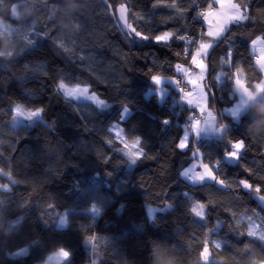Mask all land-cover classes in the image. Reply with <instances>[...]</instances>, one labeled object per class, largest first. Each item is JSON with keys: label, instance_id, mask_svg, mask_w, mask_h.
<instances>
[{"label": "trees", "instance_id": "trees-1", "mask_svg": "<svg viewBox=\"0 0 264 264\" xmlns=\"http://www.w3.org/2000/svg\"><path fill=\"white\" fill-rule=\"evenodd\" d=\"M155 2L107 0L108 4H129L133 12L143 15L144 19H138L130 14L129 22L147 34L167 27L177 35L187 32L197 37L201 20L196 12L203 0H176L189 10L166 24H161V17L173 16L175 10L154 8ZM260 4L264 0L259 4L253 0L254 11ZM76 6L74 23L79 28L73 27L66 9ZM108 11L105 0H0V167L10 168L16 181L42 182L32 192L30 185L13 182L0 173V184L10 185V189L0 187V264H36L60 246L71 252L61 264H87L88 260L92 264L94 260L97 264L264 261V239L239 231L257 222L264 234V211L255 203L254 192L239 188V198L232 199L235 193L214 181L191 183L179 173L191 161L194 144L206 162L219 160V166H213L224 178L237 183L246 177L253 184L264 185L258 175H249L241 166L246 164L255 173L264 174V124L256 123L264 115V100L254 101L238 120L224 112L236 101L232 68L221 62L230 47L233 63L248 65L246 75L239 74L244 84L250 86L249 90L256 85L257 73L250 66V35L246 34L254 25H233L229 35H235L219 40L208 58L212 67L203 80L204 87L214 93L210 103L215 128L224 124V133L190 138L189 147L180 150L175 148V140L181 136L184 118L195 109L183 103L181 115L175 117L174 84L161 102L155 92L148 97L144 92L158 86L151 75L173 77L178 74L176 63L189 66L190 55L185 57L182 51L186 42L173 39L169 47L140 40L123 31ZM261 23L255 26L256 34ZM49 30L69 52L55 44L51 35L40 34ZM25 36L33 40L31 45H27ZM175 52H181V56L178 58ZM81 56L85 59L81 60ZM60 78L69 85L91 84L106 106L66 98L54 87ZM13 89L23 96L27 107H43L39 118L22 119L16 126L10 124ZM125 104L129 113L121 118ZM114 123L124 128L129 140L140 136L146 155L154 158L129 161L118 150L123 145L114 132L108 131ZM250 134L257 137L256 142ZM225 135L248 143L241 161L224 159L230 147ZM105 136L114 144L106 143ZM105 155L110 157L106 161ZM208 193L227 199L208 205L204 217L195 216L190 211L193 200L205 201ZM25 200L30 202L21 207ZM49 202L55 207L48 208ZM93 203L99 208L98 214L90 209ZM148 206L158 208L152 218L148 216ZM224 207L237 212L235 219ZM62 214L67 223L59 227ZM82 228L107 237V243L96 240L98 247L93 251L92 245L84 241ZM207 229H211L209 243L216 240L220 248L213 245L205 262L198 250ZM189 240L194 241L191 248ZM245 244L249 247L245 248Z\"/></svg>", "mask_w": 264, "mask_h": 264}, {"label": "snow or ice", "instance_id": "snow-or-ice-1", "mask_svg": "<svg viewBox=\"0 0 264 264\" xmlns=\"http://www.w3.org/2000/svg\"><path fill=\"white\" fill-rule=\"evenodd\" d=\"M259 4L260 0H256ZM218 5V7H216ZM167 7L174 9L173 16L161 17V24H166L175 18V15L179 14L183 16L186 11L189 9L180 7L176 0H171V2H167V0H156L153 4V7ZM106 9H110L108 11V15H111L115 18V20L125 29H127L129 35H134L140 40H152L157 44L167 45L171 47V41L173 39H177L181 42H186V46L183 48V54L185 57L188 55L191 56V65L195 66L198 69L197 73H193L190 67H185L181 63L175 64V70L178 73L184 75L188 81L193 86L194 91H186L185 88L181 87V82L176 79L175 76L170 77L168 79L172 80L176 83L177 87L181 92V99L187 101L189 105H195V107L199 110L200 116L197 117L193 115L190 124H185V131L182 136L175 140V148L184 150L189 147V132L195 133L196 136H199L200 132L204 130V124L207 123L211 127L214 123L215 117L213 116V112L211 110V99L214 97V93L209 92L208 88L203 87L202 79L205 78L208 70L212 67V64L209 62L208 58L211 55L212 50L216 46L217 42L224 37L234 36L235 33L229 35L231 28L233 25H243L251 22L255 26L258 23H261V18H264V4H260V7L257 11H254L253 0H203V6L200 7L196 16L202 21V24L207 25V30L205 31L203 27L200 30V39H196L195 35H189L187 32L184 35H177L176 31L171 28H163L159 32H154L151 35L147 34L144 31H141L136 27L133 23L129 22V15H134L138 19H144L143 15L138 12H133L132 8L129 4L120 3L119 5L108 4L107 0H105ZM67 13L69 16L70 22H73L74 28H79L80 25L74 23L75 13L78 11V6L76 7H67ZM231 9V11H230ZM223 17L222 25L220 24L221 18ZM33 26L36 24V21H33ZM187 28L188 26L185 25ZM254 29L250 33H246L250 35L249 39V49H251L250 53L255 51L256 45L258 42L264 41V23H261V27L259 30V34H256ZM33 29H31L32 31ZM41 35H51L55 44H58L60 48H62L65 52H69L70 49L65 47V45L61 42L58 36H54L52 31H45L40 33ZM204 37H207L205 39ZM25 40L27 45H31L33 40L29 36H25ZM187 45H194V48H190ZM23 49H21L22 51ZM175 56L178 58L181 56V52H175ZM81 60L85 59L84 56L80 57ZM222 64H227L230 68H232V77L234 84L236 86H240L243 82L239 78L240 73H247L248 65H245L242 62L233 63L232 60V48L230 47L226 56L221 58ZM250 66L254 67L257 73L256 87L260 89L262 93H264V67H261L256 63V57L254 61L252 60ZM151 70H149V73ZM47 75V73H44ZM223 75V73H221ZM165 77H162L159 74L151 75V79L156 82L157 85L160 84L161 80ZM104 83V81H101ZM54 87L58 91H62L65 97H85L91 101H93L97 106H106L105 99H102L96 91L92 90V85L88 83H76L74 85H69L66 83V80L63 78L58 79L55 82ZM248 84H244L242 89V97L240 103L235 108L226 109L230 111L233 117H236L243 106H245L248 101L244 99V95L249 94ZM12 111L9 114L11 116V121H15L18 117H24L31 120L33 117L39 116L43 111V107H26L24 104L13 102L11 105ZM2 111V110H0ZM129 111L128 106L125 104L123 108V113H127ZM264 111V109H262ZM203 117V119H201ZM123 118V116L121 117ZM164 123H168L167 120ZM256 123L264 124V115H261L259 120ZM224 128V124H220L219 127H216V131H221ZM108 131L114 132L116 139L123 145L122 148L118 150L123 152L125 156L128 157L129 161L135 163L137 159L147 158L153 159L154 157L151 155H146V150L142 146V141L140 136H134L130 140L125 136V130L119 124H112V126L108 129ZM227 144L230 146L225 151V155L228 158H231L235 161H241V153L245 151L246 148L249 147L248 143L242 138L232 139L230 136L225 135L224 137ZM250 139L253 142L257 141V137L253 134H250ZM104 140L109 145H113L114 142L110 137L105 136ZM3 143V141H0ZM98 155L101 154V150H98ZM191 155L194 157V160L190 166L185 168L181 175L188 176L190 180L193 181H203L205 177L211 178L214 180L220 187L224 189H229L235 196H232V199L239 198V188L247 189L251 192H254L260 200L264 201V185L262 184H253V182L246 177H242L239 179L237 183H233L231 180L224 178L222 175L218 174L215 170V166H219V160L216 161H208L206 162L204 159V154L201 152L199 147H196L193 144ZM264 155V153H261ZM107 155L103 157L106 161L109 159ZM197 166H199V170H197ZM241 166L245 169V171L249 175H258L259 179L264 180V174H257L255 170L248 167L246 164H241ZM0 173L9 176L13 179V182H20L30 185L32 192H36L37 188L42 186V182H36L33 180H22L16 181L13 177L11 169H4L0 167ZM111 173H109L110 175ZM0 187L10 189V185L0 184ZM32 192L29 193V196L32 195ZM227 199V197L217 196L215 193H208V199L205 201L201 200H193L190 211L197 217H204L205 210L208 205H218L222 201ZM30 201L25 200L24 204L21 207L26 206ZM164 203L170 206L168 201H164ZM48 208H54L55 204L49 202L46 205ZM91 211L95 213H99V208L95 203L90 206ZM152 209H150V212ZM224 211L231 214L233 219L237 216V212L233 210L232 207H224ZM255 211V210H253ZM61 222H66V217H61ZM236 226H239V221H236ZM229 227L234 228L233 224H229ZM235 230V228H234ZM211 229H207L203 232V238L199 240L201 247L198 250V254L201 259L205 262L208 261L209 256L211 255V248L214 245L215 248H220V244L216 240H212V243H209L208 233ZM241 234H247L250 237H255L257 235L256 229L249 227L247 229H240ZM82 232L84 234V241L92 245L93 251L97 250V244L94 243L96 240H102L103 243H107V237H101L95 232H89L86 228H82ZM264 239V237H261ZM189 248H191L194 241L189 240L188 242ZM245 248L249 247V245L245 244ZM71 252L69 249L60 246L56 249V251L52 254L53 257L60 259H66L70 257ZM223 259V258H222ZM93 264H97V261H93ZM257 264H264V261H257Z\"/></svg>", "mask_w": 264, "mask_h": 264}, {"label": "rangeland", "instance_id": "rangeland-1", "mask_svg": "<svg viewBox=\"0 0 264 264\" xmlns=\"http://www.w3.org/2000/svg\"><path fill=\"white\" fill-rule=\"evenodd\" d=\"M192 46H193V45H191V47H192ZM255 49H256V48H255ZM188 60H189V64H188L189 66H185V67H190V68H191V67H192V65H191V56H190V58H189ZM259 61H260V54H259ZM259 61H258V62H259ZM162 77H165V78L161 80L160 84H159L157 87H155V88H153V89H152V88H148V89L144 92V95H145L146 97H148L151 93L155 92V93L157 94V99H158L159 102H161V101L164 99L166 93L168 92V88L165 87L162 83H164V82H168V83H170L171 80L168 79V78H170V77H166V76H162ZM239 78H240L241 81L243 82L242 77H240V75H239ZM185 81L187 82L186 77H185ZM154 83L156 84L155 81H154ZM156 85H157V84H156ZM243 87H244V82H243L240 86H236V85L234 84V82H233V88H234V91L236 92V101L234 102L233 105L224 108V112H225V113H227V110H226V109H229V108H235V107H237V106L239 105L240 100H241V97H242V94H243V93H242V89H243ZM188 90H189V87L186 88V91H188ZM258 90H259V88H257L256 85H255V87H254L253 90H249V89H248V93H249V94L244 95V99H246V100L248 101V103H247L245 106H243V107L241 108L242 110H240L239 113H238V115H237L235 118H233L234 120H238L240 114H241L243 111H245L249 105H251L254 101L257 100V99L255 98V94H257ZM61 92H62V91H61ZM62 94L64 95L63 92H62ZM11 95H12V97L14 98L15 102H17V103H21V104H24V105L26 106L23 96H22L17 90L13 89L12 92H11ZM64 96H65V95H64ZM68 98H71V99H74V100H77V101H78V100H79V101H91V100H89V99H87V98H85V97H68ZM259 98H262V99L264 100V93H262V96H260ZM259 98H258V99H259ZM181 100H182V99H181ZM182 101H183V100H182ZM91 102H93V101H91ZM26 107H27V106H26ZM128 113H129V111H128L126 114L123 113V109H122V111H121V117H122V116L125 117ZM199 114H200L199 111L195 109V111H190L189 114H188V116H187L186 118H184V123L182 124V125H183V128H182L181 136H182L183 132L185 131V128H184L185 124H190V123H191V120H192V118H193V115H196L197 117H199ZM227 114H228V113H227ZM33 118H34V119H37V118H39V116H36V117H33ZM22 119H25V118H24V117H18L15 121H11V120H10V124H11L12 126H16V125H18L19 123L22 122ZM185 119H186V121H187V120H188V121L185 122ZM201 119H203V118H201ZM111 126H112V125H111ZM214 126H215V121H214V123H213V125H212L211 127L209 126V124L205 123V124H204V130L200 132L199 136H196L195 133H192V132L190 131V132H189V140H190V138H193L194 140H197V139H199V138H209V137L213 136V135L215 134V131H216ZM191 156H192V155H191ZM193 160H194V157L192 156L191 161H190L186 166H184V167L180 170V172H179L180 175H181L182 171H183L185 168H187L188 166H190V165L192 164ZM198 168H199V166H197V170H199ZM181 176H182L184 179H186L187 181L191 182V183L202 182V181H193V180H190V179L188 178V176H184V175H181ZM203 181H214V180H212L211 178L205 177V179H204ZM214 182H215V181H214ZM150 209H152L151 212H150ZM156 210H158L157 207H152V206H148V207H147V213H148L149 218H152L153 213H154ZM61 217H66V216H65V214H62V215L60 216L59 221H58V226H59V227H63V226H65L66 223H67V220H66V222L62 223V222H61ZM250 227L256 229L257 236H259V237H264L263 231L260 229V227H259V225H258L257 222H253V223H251ZM55 251H56V250L50 252V253L47 255V257H46V258H45L40 264H61L63 261H65V260L67 259V258H66V259H60V260H58L57 258L53 257L52 254H53ZM87 264H92V263H91L90 260H88Z\"/></svg>", "mask_w": 264, "mask_h": 264}, {"label": "crops", "instance_id": "crops-1", "mask_svg": "<svg viewBox=\"0 0 264 264\" xmlns=\"http://www.w3.org/2000/svg\"><path fill=\"white\" fill-rule=\"evenodd\" d=\"M229 3H230V0H229ZM216 7H218V5ZM230 11H231V9H230ZM222 21H223V17L221 18V21H220V24L221 25H222ZM203 28L206 31L207 30V25L206 24H203ZM204 38L207 39V37H204ZM256 51L260 54V61L257 64L260 65L261 67H264V41H261V42H258L257 43V45H256ZM191 69H192V71H193L194 74L198 72V69H196L195 66H193V65H192ZM201 79H202V84H203V87H204V82H203L204 78H201ZM262 79H264V77H262ZM162 84L165 87H167L168 88V91H169V90H171L174 82L171 80L170 83L164 82ZM187 85L189 87V90L188 91H194L193 86L190 83H188V81H187ZM260 96H262V92L259 89L258 92H257V94H255V98L258 99ZM183 103H184V106L187 107V108H194V109L198 110L195 107V105H189L187 103V101H185V100H183ZM227 113L233 117V115H232V113L230 111H227ZM233 118H235V117H233ZM40 263L41 262L36 263V264H40Z\"/></svg>", "mask_w": 264, "mask_h": 264}, {"label": "built area", "instance_id": "built-area-1", "mask_svg": "<svg viewBox=\"0 0 264 264\" xmlns=\"http://www.w3.org/2000/svg\"><path fill=\"white\" fill-rule=\"evenodd\" d=\"M201 27H203L202 21H201ZM201 27H200V30H201ZM200 30L197 33L196 39H200L201 38L200 35H199ZM188 47L194 48V45L192 47H191V45H188ZM250 51H251V49H250ZM250 56H251V58H252L253 61H254V59L256 57V63H258V61H259V53L256 51V49L252 53V55L250 53ZM175 77H176V79H178L181 82L180 86L183 87V88H185V90H186V88L188 86H187V82L185 81V76L182 75L181 73H178ZM173 87H174V96L172 98V102H173V104L176 107V110H175L176 111L175 112L176 116L175 117H177V116H180L181 115V111L183 110L184 106H183V101L180 98L181 97L180 89L177 87V85H176L175 82H174V86ZM187 121L185 120V122H187ZM174 122H176V120Z\"/></svg>", "mask_w": 264, "mask_h": 264}, {"label": "water", "instance_id": "water-1", "mask_svg": "<svg viewBox=\"0 0 264 264\" xmlns=\"http://www.w3.org/2000/svg\"><path fill=\"white\" fill-rule=\"evenodd\" d=\"M118 25L120 26V28L122 30H124V31L127 30V29L123 28L119 23H118ZM199 116H200V114H199ZM201 118H203V117H201ZM225 129H226V126H224V128L221 131H215V134L222 135L224 133ZM223 157L228 162H235V160L228 158L225 154L223 155ZM252 197H253L255 203L257 204V206L264 211V201L260 200L259 197L255 193L252 194Z\"/></svg>", "mask_w": 264, "mask_h": 264}, {"label": "bare ground", "instance_id": "bare-ground-1", "mask_svg": "<svg viewBox=\"0 0 264 264\" xmlns=\"http://www.w3.org/2000/svg\"><path fill=\"white\" fill-rule=\"evenodd\" d=\"M124 31V30H123ZM188 86V85H187Z\"/></svg>", "mask_w": 264, "mask_h": 264}]
</instances>
